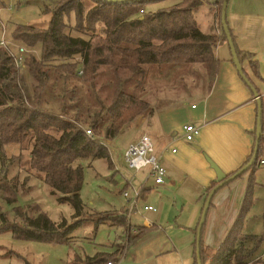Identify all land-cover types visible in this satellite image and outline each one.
Returning <instances> with one entry per match:
<instances>
[{
  "label": "trees",
  "instance_id": "trees-1",
  "mask_svg": "<svg viewBox=\"0 0 264 264\" xmlns=\"http://www.w3.org/2000/svg\"><path fill=\"white\" fill-rule=\"evenodd\" d=\"M89 1L93 2V6L85 11L84 0H57L52 8L46 6L44 9L51 15L46 27L15 26L12 31L14 42L30 49L41 45L39 58L32 53L22 58L25 73L9 49L0 47V147L16 143L19 146L27 144L30 148L25 163L21 160L22 151L11 156V161L20 164L26 173L22 180L18 176L8 178L11 163H5V156H2L0 191L6 202L13 204L17 192L25 187L28 180L35 178L44 183L51 194L57 195L59 203H68L77 219L69 224L65 218L55 222L37 205L15 207V217L20 221L11 223L2 216L4 221L0 230L10 231L17 239L51 244L69 242L72 232L84 223V219H79L85 207L81 199L84 167L90 166L96 159H105L110 168L114 165L107 145L99 136L103 135L105 140L115 138L123 127L150 109L148 101L119 86L109 105L94 95L95 104L80 103L78 111L74 113L71 104L75 87L68 90L66 84L70 78L79 77L94 89V79L100 66L127 69L143 76L146 65L159 64L204 65L214 77L220 63L215 55V47L219 40L228 41L221 22L224 0L215 2L220 7L219 26L223 31L220 35L205 33L200 29L196 11L202 5V0H179L173 6L154 13H146L144 7L149 2L159 0L125 3ZM70 15H73L75 22L73 28L68 24ZM68 29L81 35H72ZM235 48L238 60L242 62L244 51L236 45ZM252 64L257 72V63ZM50 70L59 74L58 77L63 78L66 84L59 90L60 110L57 113L44 106L53 96L52 88L56 85L53 82L49 92L45 89L47 80L52 78ZM86 130L91 133L88 134ZM263 145L264 112L258 156L244 172L250 171L251 176L241 210L228 235L212 254H207L208 247H204L202 238L203 264H264V255L258 254L264 242V232L253 235L242 231L253 202L255 172L261 164ZM236 172L228 173L227 177ZM217 184L214 180L205 195L208 196ZM95 222L96 225L108 223L101 219ZM108 224L124 226L126 215L111 217ZM134 228L136 233L132 231ZM145 229L144 226L133 227L129 223L128 242L135 243ZM197 230L198 226L196 235ZM112 256L114 253L105 252H96L93 256L74 255L71 264H106ZM194 264H198L196 246Z\"/></svg>",
  "mask_w": 264,
  "mask_h": 264
},
{
  "label": "crops",
  "instance_id": "crops-1",
  "mask_svg": "<svg viewBox=\"0 0 264 264\" xmlns=\"http://www.w3.org/2000/svg\"><path fill=\"white\" fill-rule=\"evenodd\" d=\"M210 12L209 22L205 17L201 21L196 15L199 27L205 33L220 35L223 31L219 26V4L215 3ZM227 22L236 47L244 51L245 57L240 63L259 91L264 112V0H229ZM215 55L220 63L214 77L204 65H170L179 68V81L153 83L152 95L147 99L150 109L129 124L139 129L135 142L143 134L152 138L156 153L167 169L165 184L155 186L149 181L139 203L144 207L150 196L159 194L160 189L178 184L184 194L183 204L191 201L193 205L184 225L165 227L157 221L158 208L156 211L143 210L138 203L140 212L136 214L141 215L138 226L146 229L135 243L126 239L125 244L117 245L113 256L116 264H194L195 244L190 230L197 229L207 197L206 189L217 177L210 160L228 174L243 167L253 154L257 99L237 70L228 41H218ZM253 62L257 63V72ZM187 68L190 71L182 75V70ZM160 74L164 77V71ZM187 124L201 126L200 134L192 142L184 139ZM263 150L264 145L260 152L262 160ZM237 178L230 181L232 185L230 182L224 185L214 197L211 206L215 207L214 215L223 212L228 223L223 226L225 230L220 232L222 238L216 245L211 232L207 236L204 233V247H220L241 210L247 189L244 184L233 185ZM115 210L118 215H124L126 206ZM132 231L137 232L135 228ZM179 235V240H183H175ZM123 246L120 254L118 247Z\"/></svg>",
  "mask_w": 264,
  "mask_h": 264
},
{
  "label": "rangeland",
  "instance_id": "rangeland-1",
  "mask_svg": "<svg viewBox=\"0 0 264 264\" xmlns=\"http://www.w3.org/2000/svg\"><path fill=\"white\" fill-rule=\"evenodd\" d=\"M57 0H0V47L7 48L18 59L24 58L30 53L37 58L41 56V45L37 44L33 49L14 42L12 39V31L17 25H35L46 27L50 19V13L45 12V7L52 8ZM179 0H159L149 2L145 5L146 13H154L159 10L173 6ZM202 5L197 9L196 15L202 21L205 17L209 22L211 16L212 6L217 0H202ZM85 11L93 6V2L84 0ZM69 27L75 25L73 15L69 18ZM209 29V27H205ZM72 35H81V33L68 29ZM19 48L24 51L20 53ZM21 65V66H20ZM20 69L25 73L22 61L20 62ZM182 66V65H178ZM192 64L183 65V67H190ZM182 68V67H181ZM188 69V70H187ZM182 70V75L187 74L190 69ZM145 74L137 75L136 73L127 69H115L110 66H100L97 71V77L94 79V89L90 84L83 82L79 77L70 78L68 80L67 88L75 87V96L73 98L71 108L74 113L78 111V105L84 103L85 105L95 104V96L103 101L105 105H109L114 97V92L117 87H121L126 92L138 95L144 100L152 95L151 85L161 81H175L180 76L179 68L170 67V65H146L144 67ZM164 71V77L160 72ZM52 78L46 82L45 89L53 88V96L48 98V102L44 104L45 108L53 112H59L60 104L58 100L59 90L66 85L63 78L58 77L53 71H49ZM60 78V79H59ZM30 81V80H28ZM179 81V80H178ZM183 81H181L182 83ZM96 92V94H95ZM76 97V98H75ZM152 99V98H151ZM150 104V103H149ZM87 107V106H85ZM139 133V129L128 125L122 128L118 135L111 139L105 140L103 135L99 139L103 141L109 150L113 167L110 168L105 159H96L90 166H85L83 171V185L81 189V199L85 205L83 215L79 219H84L82 226L75 229L69 242L63 244H51L36 241H28L17 239L13 237L10 231L0 230V264H71L74 255H88L93 256L96 252L114 253L118 244H125L127 239V229L129 223L133 227L139 225L141 215L133 213L127 214L126 224L124 226L109 225L111 217H116L118 214L115 209H121L127 206L126 198L123 197V191L127 190L129 195H132L134 190L132 187L126 185V179L132 178L134 172L127 167L124 159V152L129 143L135 142V138ZM29 146H19L16 143H8L0 147V168L2 167V156H5V163H11L8 166V178L16 177L22 180L26 173L22 170L20 164L16 161H11V156L20 154L21 160L25 163L29 154ZM264 159V150L262 152ZM249 171L234 180L233 185L244 184L247 189ZM140 179L135 180V187H138ZM255 185L253 189V202L249 209L245 220L243 233L244 234H262L264 232V165L261 164L255 175ZM229 185H232L231 182ZM220 189L217 191V193ZM159 194H153V200L148 201V205L158 208L155 213L159 217L157 221L159 224L168 227H178L180 224L187 222L193 203L191 201H184L181 197L182 193L179 185L166 189L159 190ZM216 193V194H217ZM214 195V197L216 196ZM176 199V200H175ZM214 198L212 200V203ZM37 205L47 216L55 221L60 222L65 218L66 222L72 223L75 220V212L68 203H59L57 195L50 193L49 188L39 180L31 178L26 183L23 189H20L16 194V201L13 204L7 203L4 199L3 193L0 191V226L3 223V217L11 223L20 221L15 217V207L26 208L27 206ZM144 204L139 203V207ZM212 206V205H211ZM210 206V208H211ZM214 206L211 208L209 215H207L206 222L202 232L207 236L211 232L212 241L217 244L222 238L220 232L224 229V225L228 220L224 218V213L219 212L214 215ZM183 212V213H182ZM126 215V212H125ZM161 216V219H160ZM107 220L108 223H99L96 225V220ZM228 227H226L227 230ZM194 244L196 241V232L190 230ZM241 235H244V234ZM180 235L175 237L179 240ZM183 240L181 238L179 241ZM178 241V242H179ZM184 246V242L182 244ZM196 246V245H195ZM252 247V245L250 246ZM118 252L122 254L124 246L118 247ZM218 247L212 246L207 249V254H212ZM259 255H264V242L258 249ZM109 261H114L113 256ZM116 261V260H115Z\"/></svg>",
  "mask_w": 264,
  "mask_h": 264
},
{
  "label": "built area",
  "instance_id": "built-area-1",
  "mask_svg": "<svg viewBox=\"0 0 264 264\" xmlns=\"http://www.w3.org/2000/svg\"><path fill=\"white\" fill-rule=\"evenodd\" d=\"M4 45L3 42H0ZM20 53L24 50L19 48ZM17 63L22 61V58H16ZM195 107V106H193ZM88 134L91 133L90 130H86ZM201 126L194 124H187L184 126V139L188 142L194 141V139L200 134ZM173 152L176 149L172 150ZM124 159L129 169H132L134 175L132 178L126 179V184L132 187L134 190L132 195H129L127 190L123 191L122 195L126 198V217L127 214L132 215L133 213H139L137 209L139 200L141 198V193L147 188L148 182L153 181L155 186H160L165 184L167 169L162 163V158L156 153L155 145L152 138L143 134L136 142L130 143L124 152ZM261 164H264V160H261ZM140 179L138 187H135V180ZM143 210H153L156 211L157 208L145 205ZM117 261H108L106 264H116Z\"/></svg>",
  "mask_w": 264,
  "mask_h": 264
},
{
  "label": "water",
  "instance_id": "water-1",
  "mask_svg": "<svg viewBox=\"0 0 264 264\" xmlns=\"http://www.w3.org/2000/svg\"><path fill=\"white\" fill-rule=\"evenodd\" d=\"M106 1L107 2H112V3H125V2H129V1H139V0H106ZM228 2H229V0H224V2H223L222 12H221V22H222V25H223V30H224V32L227 35L228 43L230 45V48H231V51H232V54H233V59L236 62L237 70L239 71V73H240L241 77L244 79V81L249 85V87H251V89H252V91L254 93V96L257 99V107H258V119H257V127H256L257 139H256V144H255V149H254L253 155H252L251 159L249 160V162L246 163L243 167H241L235 174H233L230 177H227V173H225L216 163H214L212 160H210V163H211L212 167L216 171L217 177H216L215 180L218 182V184L210 191V193L206 197L205 204H204V207H203V210H202V214H201V217H200L198 230H197V235H196V255H197L198 264H203L202 263V259H201L202 229H203V226H204V224L206 222L208 211L210 209V206H211L212 200L214 198V195L224 185H226L231 180H233V179L237 178L238 176H240L242 173L247 171L249 169V167H251L253 165V163L256 161L257 156H258L259 141H260L261 133H262L263 103H262V100L260 98L259 92L253 86V84L251 83L250 79L245 74L243 66L241 65V63L238 60L235 44H234L232 35L230 33V29H229V26H228V22H227Z\"/></svg>",
  "mask_w": 264,
  "mask_h": 264
}]
</instances>
